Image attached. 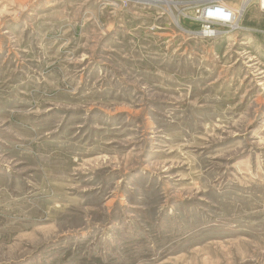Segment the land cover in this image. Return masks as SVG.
Returning <instances> with one entry per match:
<instances>
[{"label":"rangeland","instance_id":"rangeland-1","mask_svg":"<svg viewBox=\"0 0 264 264\" xmlns=\"http://www.w3.org/2000/svg\"><path fill=\"white\" fill-rule=\"evenodd\" d=\"M239 23L0 0V264H264L258 0Z\"/></svg>","mask_w":264,"mask_h":264},{"label":"built area","instance_id":"built-area-1","mask_svg":"<svg viewBox=\"0 0 264 264\" xmlns=\"http://www.w3.org/2000/svg\"><path fill=\"white\" fill-rule=\"evenodd\" d=\"M118 1L126 5L134 3L153 8L170 6L189 24L199 26V30L194 32L197 37L210 40L225 33L220 29H227L226 32L241 29L240 19L254 0H116ZM258 4L264 12V0H258Z\"/></svg>","mask_w":264,"mask_h":264},{"label":"bare ground","instance_id":"bare-ground-1","mask_svg":"<svg viewBox=\"0 0 264 264\" xmlns=\"http://www.w3.org/2000/svg\"><path fill=\"white\" fill-rule=\"evenodd\" d=\"M258 86H260V85H258Z\"/></svg>","mask_w":264,"mask_h":264}]
</instances>
